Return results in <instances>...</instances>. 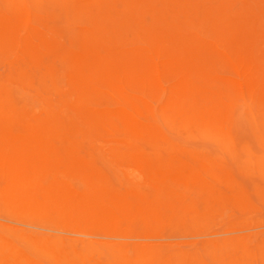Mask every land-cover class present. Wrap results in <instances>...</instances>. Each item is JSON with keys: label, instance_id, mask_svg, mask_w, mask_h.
<instances>
[{"label": "bare ground", "instance_id": "bare-ground-1", "mask_svg": "<svg viewBox=\"0 0 264 264\" xmlns=\"http://www.w3.org/2000/svg\"><path fill=\"white\" fill-rule=\"evenodd\" d=\"M248 3L0 0V264H264L248 190L264 204V9Z\"/></svg>", "mask_w": 264, "mask_h": 264}, {"label": "rangeland", "instance_id": "rangeland-1", "mask_svg": "<svg viewBox=\"0 0 264 264\" xmlns=\"http://www.w3.org/2000/svg\"><path fill=\"white\" fill-rule=\"evenodd\" d=\"M242 3H247V2H250V3H253V2H259L260 6L264 9V0H259V1H255V0H241ZM248 3V4H250ZM247 4V5H248ZM224 7H226V5H224ZM228 8H231V5H227ZM222 26H224L222 24ZM235 126H234V132H235V137L237 140H240V139H243L244 141H248L250 144L254 145V146H257V142L253 136V131L250 129L249 125H248V121L246 119V117H237V119L235 120ZM162 128L164 130H166V127L164 125H162ZM171 137L173 139H175L176 141H178L179 143L181 144H189L193 147H203V146H206L207 148L209 149H214V147H211V145H208L206 141H204L202 138L200 137H192V138H189L187 137L186 134L184 133H177V132H173V133H170ZM218 152H220L218 150ZM230 165H232V163H229ZM236 166V165H235ZM101 168L103 171L107 172L108 174H114V171H113V168L109 165V164H102L101 165ZM130 173H133L132 171H129ZM240 179L242 177V179L247 183V184H250L251 182H253V180H256V176H248V175H245L244 173L240 172ZM250 196L252 198V200L255 202V204L258 206L259 208V211H258V216L263 218V226H264V204L261 203L260 201H258V197L256 195V193L254 192V189L252 188V185L248 188ZM228 213V211H227ZM237 215L239 213H236ZM217 226V224H216ZM165 229H166V232L169 233V234H175L176 237V240H180L182 242H186L188 240V238L186 237H181V233H178V231H175L177 232H173L170 228H164V232H165Z\"/></svg>", "mask_w": 264, "mask_h": 264}]
</instances>
